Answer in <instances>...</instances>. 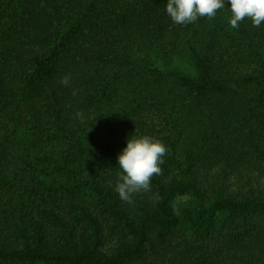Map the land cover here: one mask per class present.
Masks as SVG:
<instances>
[{"label": "trees", "instance_id": "trees-1", "mask_svg": "<svg viewBox=\"0 0 264 264\" xmlns=\"http://www.w3.org/2000/svg\"><path fill=\"white\" fill-rule=\"evenodd\" d=\"M166 4L0 0V264H264V224L224 234L264 217V23ZM144 136L162 173L130 205Z\"/></svg>", "mask_w": 264, "mask_h": 264}, {"label": "clouds", "instance_id": "clouds-1", "mask_svg": "<svg viewBox=\"0 0 264 264\" xmlns=\"http://www.w3.org/2000/svg\"><path fill=\"white\" fill-rule=\"evenodd\" d=\"M230 25L238 28L239 23L248 18L254 27L264 23V0H229ZM225 6V0H167L166 12L175 24L187 25L194 23L201 17L213 18L217 11ZM64 86L70 84V74L61 78ZM75 94V92H74ZM83 119V113L76 114ZM166 147L151 137H131L127 146L118 155L117 163L120 168L119 179L115 191L120 199L133 204V197L141 192L151 190V179L160 175L162 157Z\"/></svg>", "mask_w": 264, "mask_h": 264}, {"label": "rangeland", "instance_id": "rangeland-1", "mask_svg": "<svg viewBox=\"0 0 264 264\" xmlns=\"http://www.w3.org/2000/svg\"><path fill=\"white\" fill-rule=\"evenodd\" d=\"M177 67L180 68L183 72L191 75H195V69L190 62L187 60L177 61ZM264 224V217H250L238 220L235 225H232L227 231L224 232L225 236H230L236 234L237 232L242 231L246 228L258 226Z\"/></svg>", "mask_w": 264, "mask_h": 264}]
</instances>
